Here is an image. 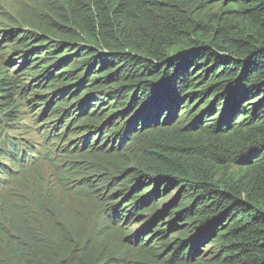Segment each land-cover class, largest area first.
Instances as JSON below:
<instances>
[{
	"label": "trees",
	"instance_id": "1",
	"mask_svg": "<svg viewBox=\"0 0 264 264\" xmlns=\"http://www.w3.org/2000/svg\"><path fill=\"white\" fill-rule=\"evenodd\" d=\"M61 4L60 30L52 34L71 40L35 36L23 47L49 51L24 56L14 77L0 69V184L44 157L36 148L41 145L26 137L34 128L21 111L24 88L34 84L39 88L32 98L42 108L32 120L43 119L60 98L40 126L43 140L74 135L57 151L65 152L54 167L76 155L80 159L63 164V175L86 174L70 182L91 187L113 223L124 210L130 220L132 211L143 208L136 214L143 225L136 234L119 236L115 255L104 242L106 233L61 248L63 240L26 222L12 226L7 218L0 224V264H264V0ZM66 24L74 34L65 33ZM28 62L39 71L23 85L14 78ZM105 100L112 107L99 109ZM74 112L84 114L78 125ZM113 149L134 173L118 186H111L116 176L90 180L99 171L86 157ZM143 183L150 186L141 192ZM63 187L69 189L66 182Z\"/></svg>",
	"mask_w": 264,
	"mask_h": 264
},
{
	"label": "rangeland",
	"instance_id": "2",
	"mask_svg": "<svg viewBox=\"0 0 264 264\" xmlns=\"http://www.w3.org/2000/svg\"><path fill=\"white\" fill-rule=\"evenodd\" d=\"M61 3L62 0H0V69L7 70L12 74V77H14V73L18 71V69L15 70V68L22 64L24 56L30 54V56L33 57L36 53L49 51L43 48L40 52H32V48L23 47V44L34 41L35 36H39V40H50L51 42L57 41L66 43L71 40L68 37L62 38L52 34L53 30H60L56 20L58 15H60L59 12L62 10L64 11ZM66 25L67 28L65 33L74 34L75 29L72 28L73 26L70 28L69 24ZM23 49L25 50L24 54L20 53ZM37 56L39 58L42 57V55ZM11 57L14 62L9 64L7 60L11 59ZM32 64L34 65V63L28 62L24 67H21V73L16 74L14 79L20 80L23 85L32 81L35 74L39 71L38 64L36 63L34 67H32ZM56 70V72H58V70L62 71V69L59 68ZM18 75L21 76L18 77ZM38 88L39 87L34 84L31 85V87L24 88V94L22 95L24 103L21 111L25 112V121L30 128H34L27 131L28 135L26 137L29 138L31 142L41 145L36 148L37 151L40 152V155H44V157L41 160L37 159L33 163H28L19 173L14 174L9 182L0 184V224L7 218L10 224L12 223V226L17 222L21 224L26 222L27 225L35 228L37 232H41L42 230V232L47 233L54 240H63V242L59 244L61 248H65L64 245L68 243L70 245L74 243L86 244L92 240L93 236L101 232L106 233L104 242H106L107 249H113V253L119 255L121 251L119 246L121 240L119 236L124 235V233L133 235L141 229L143 224L137 220L136 214H139V211L141 213L143 208L132 211V219L130 220L126 219V211L124 210V212H121L123 217L120 216L117 219L118 222L113 223L105 215L103 202L95 198L97 194L92 191L91 187L82 185L81 183L70 182L71 180H79L81 177L86 176V174H74L72 173L73 171H71V173L63 175V164L68 162V160H78L80 158L74 154L68 155L61 163H58L61 165L60 169L54 167L53 163L59 160L56 156L63 155L65 152L63 150L58 154L57 151L60 150L68 140L74 138V135H69V137L65 138L62 137L60 142L51 141L54 137L50 140H43V137L40 135L42 132V127L40 126L46 122L45 120L52 114L53 109L60 106V98L51 101L47 110V115H45L43 119L36 118L33 119V121L30 118L32 114L42 108V106L39 105L41 101L32 98V94L38 92ZM21 94L22 90L18 91V95ZM30 98H32L31 101H26ZM98 107L99 109L106 108L105 110H108L112 105L108 100H105L103 105L99 104ZM79 115L84 114L74 112L73 115H71V117L75 119L73 125H78L82 122V118H77ZM76 118L79 121H76ZM68 119H70V114L64 116L63 121ZM64 125V123L59 125L58 129L60 130L57 132H61V128ZM55 134L56 133L53 132V136ZM23 135L24 133L21 132L20 136ZM103 136L104 134H101V137ZM63 140L66 141L63 142ZM46 148H49L51 151H47ZM114 152L115 150L113 149L106 154L100 153L86 157L87 163L92 164L99 171V178H91L90 180L116 176L119 177V179L114 177V183L111 186H118L128 179L127 176L134 173L133 167L130 165L127 166V163L123 165L120 156ZM47 157H53V161H47ZM65 165H67V163H65ZM60 175H67L69 181L62 180ZM102 181L106 183L105 179ZM65 182L69 188L67 190L63 187ZM147 186H150V184L143 183L139 190L143 192L146 190ZM175 193L176 192H173L172 195L174 196ZM136 195L137 194H132L131 197ZM131 197L122 200L120 206L125 205ZM171 197L172 196L169 195L165 200L168 201ZM159 198L160 195H156L154 198L155 202H159ZM119 199L120 198L114 199L111 202L119 201ZM116 205L118 204H115V206ZM171 209L172 207L170 210ZM170 210L167 213H163L161 220L167 219L166 216ZM145 215L146 213H143L140 215V218ZM105 218L107 222L104 224ZM21 226L22 225H18L17 228L22 229L23 226ZM8 227L10 232L13 231L9 224ZM64 232H66L67 235H65ZM146 234H148V232H146ZM146 236L145 234L141 236V242H144ZM170 236H172V234H168L169 238ZM152 238L154 239L155 237L152 236L151 239L149 238L145 242V245L146 243L147 245L151 244L153 241ZM4 250V245L0 241V258H5ZM203 250H205V248H203ZM203 250L200 252H203Z\"/></svg>",
	"mask_w": 264,
	"mask_h": 264
}]
</instances>
